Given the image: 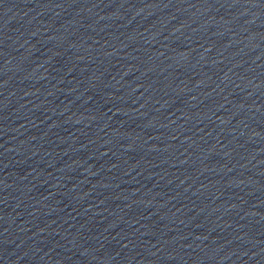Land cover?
<instances>
[{"label":"water","instance_id":"1","mask_svg":"<svg viewBox=\"0 0 264 264\" xmlns=\"http://www.w3.org/2000/svg\"><path fill=\"white\" fill-rule=\"evenodd\" d=\"M0 73L81 264H264V0H0Z\"/></svg>","mask_w":264,"mask_h":264}]
</instances>
